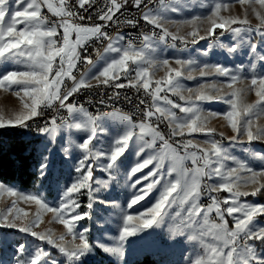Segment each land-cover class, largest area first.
<instances>
[{
	"label": "snow or ice",
	"instance_id": "snow-or-ice-1",
	"mask_svg": "<svg viewBox=\"0 0 264 264\" xmlns=\"http://www.w3.org/2000/svg\"><path fill=\"white\" fill-rule=\"evenodd\" d=\"M144 0H133V6L137 9L141 8ZM179 0H173V3L166 4L165 0H159L157 9H153L145 5V10L142 12L141 19L155 28L161 29V33L157 35L153 31L151 36L145 35V48L151 52H157V47L160 42L167 43V38L171 37L174 42L176 40L184 41L185 36L180 35L181 30L186 26H192L193 30L187 35L192 37V43L196 44L198 40H205L206 36L200 35L197 30V24H207L206 34L208 37H214L215 30L226 29L227 26L240 24L244 27L228 28L234 40L233 45H226L223 42L214 41L208 45L202 55L210 54L213 47L225 49L228 53H235L241 43L248 45L249 53L255 62L251 63L248 72L251 75L250 80L244 75L245 68L240 65L235 70L222 66L220 64L203 63L198 65V62L193 59L186 61L176 59L175 63L183 68L185 65L190 66L187 79L193 80L196 77L192 75L193 65L199 67V75L212 76L217 75L227 78L226 82L220 84L212 83L210 85L201 84L196 88L185 89L178 78L183 76L180 69L171 68L168 58H149L144 63H137L135 76L127 72V62L135 58L143 60V51H137L132 42L129 40L126 45H122L124 41L122 35H118L113 39L107 32L103 31L107 22L113 21L116 12L128 3V0H106L104 8L97 10V16L104 24L82 25L76 23L75 19L78 13L71 9L67 0H59L58 4H53L51 0H0V62L9 58H14L16 63L22 65L24 70L4 71L0 75V87L5 91L15 86V95L24 98H29L31 103L24 102L23 108L20 111L5 114L0 110V129L29 127L27 121L32 120L38 115H43L38 112L41 105L45 108H52L58 102L59 109H66L69 117L79 114L83 117L80 121L73 123H65L68 130L89 131L90 135L83 143L75 145L84 155L76 165V175L73 182L67 187L62 194L58 206L49 207L37 194L19 193L12 188H6L0 184V191H6L9 195L16 196L17 200L34 201L43 210L52 212L54 218L65 225L67 232L60 235H55L51 230L47 232L34 231L39 226L40 214L28 223H22L19 230L30 234L39 241H46L47 244L55 246L59 253L63 254L66 259V264H76L83 256L87 255L91 250V246L86 238L87 229L83 231H74L77 223L91 216V208L94 204L93 200V183L99 185L105 183L100 179L93 180V168L104 172L109 179H115V173L119 171L120 160L124 156L126 149L129 148V141L136 137V143L139 145L136 155L142 153L147 148H153L157 140L170 148L168 140L158 130L159 124L153 126L151 121L153 118L160 122L167 121L171 136H183L185 130L189 133H207L212 134L215 129L209 128L208 122L210 119L217 116L225 120L237 134L231 138L233 143H240L241 135L245 136L247 142L260 140L264 141V127H260L257 121L264 117V74H257L258 66L264 65V50H258V45L253 43L250 35L248 39H244L245 35L251 33H259L264 38V12L257 11L256 16L260 20L257 26L251 25L247 15L243 19L239 17L222 16L221 9L227 10L229 3L214 2L206 4L201 0L198 7H210L213 10L210 15L203 18L196 15L193 19L169 20L165 13L171 11L180 13L190 11L189 8H177L175 3ZM241 5L250 3L251 5L258 4L261 9H264V0H236ZM22 7L21 5L25 4ZM78 6L81 9L85 5L91 7L95 0H77ZM42 6L55 16L59 17V21L49 25L47 18L41 15ZM255 11V9H253ZM7 17V19H6ZM79 20H84L83 16L78 17ZM91 19V17H89ZM131 27H135L136 20H126ZM171 23L176 32H170L166 24ZM24 25L22 30H18V25ZM58 29L63 30L60 46L55 38L58 34ZM72 33H76V39H71ZM243 34V35H242ZM92 38L107 39L109 43L104 49L105 53H116V58L108 59L105 55H101L100 59L105 61L104 66L97 74L89 72L82 73L77 79L73 75V69L76 67L81 56L78 48H82L86 42ZM175 46L174 44L172 45ZM6 53L8 55H6ZM59 57L57 62L56 58ZM85 62L95 67L93 61L85 59ZM149 68L158 70L163 68L168 73L165 79L155 80L156 87L152 90V104L146 108L143 115L144 120L139 123L133 122L132 118L127 115H120L119 119L126 125V131L115 139L111 148L107 151L98 150L93 147V141L104 132L100 126V116H93L83 106L77 107L73 103H66L71 97L82 88H90L93 86L92 81L98 84L107 85L110 80H119L121 72L125 77L134 83L132 87H143L149 89L151 81ZM174 73V75H172ZM155 75V71L152 72ZM51 77V78H50ZM72 81L71 87L64 86L65 79ZM104 78V79H101ZM143 82V83H141ZM163 85V87H162ZM126 85L116 83L114 87L124 88ZM63 87V92H62ZM225 88L228 91H225ZM175 93L180 100L186 102V106L174 103L169 99L168 95H161L165 90ZM211 89V92L206 91ZM185 91L187 95H185ZM255 92L258 98L254 103H247L246 96L249 92ZM23 93V95H21ZM117 95H119L117 93ZM205 101H220L226 104L228 110L223 113L214 111H205L197 102ZM144 103L143 100L140 101ZM174 108L180 109L184 114L183 117H178ZM117 113H110V117H115ZM52 127H39L37 130L46 134L52 141L60 129L57 124V117H53L50 121ZM139 129L137 132L136 130ZM223 133L220 136L223 137ZM145 136H150L151 141L145 140ZM204 144H210V148H202L200 144L194 143L192 140L182 142L184 155L181 156L177 149L170 148V151L159 155H152L145 158L143 162H137L132 166L130 172L135 174L142 169L155 164L156 171L150 169L149 173L143 178H138L131 184L133 189L136 184L141 183V179H148L149 176L154 177L147 184L146 188H141L136 191L134 198L130 200L129 208L136 205L138 202L145 199V196L150 194L153 188L161 185V191L153 207L148 208L147 216H133L127 214L124 219L122 234L119 237L120 241H124L126 237L134 235L137 231L146 229L155 223H158L164 216L168 215V209L179 202L183 207L185 204H190V208L186 216L182 217L180 211L175 213V218L179 223L177 227L181 229L177 234H183V230H189L188 239L191 241H199L200 246L204 251L203 256L196 259V264H264V226L254 223V218L264 215V204L242 202L241 197L249 195L256 196L264 189V171H255L248 163L232 155L229 148L223 146L216 140H205ZM194 149L189 151V149ZM66 155H70L71 146L66 144L64 149ZM248 153L249 150L245 149ZM91 158V162H90ZM171 160V167L164 170L165 159ZM249 160H258L264 166V154H257L254 151L248 156ZM120 160V164L117 161ZM190 160L193 168L184 167V161ZM103 161V162H102ZM227 161H232L234 167H229ZM202 162V165H201ZM47 162L40 165L41 176L46 174ZM175 174V179L172 177ZM209 180H217V183L202 184L203 178ZM167 178V179H166ZM163 181V183H162ZM251 188L249 191L248 189ZM87 190L89 202L85 206L88 211H78L81 208L78 202V194L81 190ZM221 190L229 193V197L221 200L212 193H218ZM76 194V195H74ZM203 195H207L211 201L206 207L200 205L199 201ZM16 201L13 202L15 206ZM227 205L223 207L221 205ZM12 212L9 208L8 212H0V226L7 228H17V220H22V217L17 213L8 219V214ZM203 212V222L208 223L209 214L215 212L220 223H213L210 228H200L198 231L193 228L196 224V217ZM69 213L74 214L71 219L66 217ZM26 215V214H25ZM230 217L233 222V227H229L228 219ZM135 221L136 223H133ZM67 235L72 236L71 241H66ZM79 239V243H77ZM251 241H260L261 250L258 251L255 243ZM104 248L109 254L123 255L122 247H109L99 245ZM20 256L15 258V264H38L42 257L45 258L44 264H59V262L51 257V254L45 251L42 247H38L32 256L25 254V249L21 246L18 249ZM23 257V258H21ZM191 264V261H190Z\"/></svg>",
	"mask_w": 264,
	"mask_h": 264
},
{
	"label": "rangeland",
	"instance_id": "rangeland-1",
	"mask_svg": "<svg viewBox=\"0 0 264 264\" xmlns=\"http://www.w3.org/2000/svg\"><path fill=\"white\" fill-rule=\"evenodd\" d=\"M51 2L53 4H58L59 0H51ZM200 2L201 0H179L178 3H175V6L177 8L187 9L189 8V6H191V10L183 11L180 13L167 11L165 13L166 18L169 20L179 21L183 19H193L196 15H200L202 18L206 15H210L213 9L210 7H198L197 5ZM203 2H205L206 4H212L214 0H203ZM215 2H224V0H215ZM226 2H228L230 6L227 10H224L223 8L221 9L220 14L222 16L239 17L243 19L245 15H247V18L249 19L251 25L257 26L260 24V20L256 16V12H264V9H261L258 4L254 6L250 3L241 5L236 2V0H226ZM11 3L12 0H10V5ZM171 3H173V0L169 4ZM23 6H26V3L21 5V10ZM44 7L47 9L46 6ZM44 7L42 6L41 8L42 16ZM253 9H255V11ZM47 23L50 25L49 21H47ZM165 26L169 28L170 32H176V28L171 23L166 24ZM23 27L24 25L21 24L17 26V29L22 30ZM234 27L244 26L240 24H234L231 26H227L226 29L217 28L215 30L214 37H208L206 34L208 25L198 23L197 30L199 31L200 35L206 36V39L198 40L196 44H193L191 42L192 37L187 35L190 31L193 30V27L186 26L179 33L180 35L186 37L184 41L176 40L173 42L171 40V37H168L167 43L160 42L158 45H156L157 52L153 53L147 48H143L144 51L142 55L144 59L141 60L139 58H135L136 62H133V60H129L127 62V66L129 63H135L136 65L137 63H144L149 58H168L171 68L180 69L183 72V76L178 79L185 89L196 88L201 84H220L222 82H226L227 78L217 75L201 77L199 75V67L197 65H193L191 66L193 69L192 75H194L196 78L193 80H189L187 79V75L190 66L185 65L183 68H181L180 65L175 63L176 59H181L184 61L193 59L198 62V65H202L203 63H208L210 65L220 64L233 70H235L237 66L242 65L245 68L244 75L250 80L251 75L248 72V69L250 64L255 61L251 57V54L248 50V45L246 43H241L239 49L235 53L230 54L225 49H220L214 46L209 55H202V53L207 50L208 45L210 43H214V41L223 42L224 44L230 46L233 45L235 42L228 28ZM156 29L161 33V29ZM249 35L252 42L259 46L258 50H264V38H262L259 33L254 32L245 35L244 39H248ZM55 38L57 39V36ZM71 39L73 41L76 39V33H72ZM170 41H172L173 43L169 45L168 43ZM179 41L184 42V44L190 45L181 48L177 44ZM121 44L123 45L122 42ZM173 44L175 45L174 47L172 46ZM78 51L80 52V56L82 59L83 57L81 48H78ZM6 55L8 54L6 53ZM101 55H105L108 59L117 57L116 53H105L104 51ZM100 56H98L95 60H92L93 64L96 65L95 67L90 65L88 69L84 72H81V74L89 72V69H91V74H97L102 69L105 63V61L100 59ZM79 63L80 61L77 62L76 67L73 70H76L78 68ZM17 69L24 70V67L16 63L14 58H9L3 62H0V75H3L4 71H12ZM153 71H155L154 76L152 75ZM257 74H264V65L258 66ZM149 75L151 83H154L155 80L165 79L168 73L163 68H160L158 70L150 69ZM172 75H174V73ZM92 83L97 82L92 81ZM15 90V86L8 89L7 91H5L3 87H0V110H3L6 115L20 111L23 108L24 102L31 103V100L29 98H24V100L22 101L21 97H18L14 94ZM206 91L211 92V89H206ZM225 91H228V89L225 88ZM166 94L174 103L186 106V102L180 100L179 96L175 95V93L166 90ZM21 95H23V93H21ZM185 95H187L186 91ZM245 99L247 103H254L258 98L253 91L249 92ZM197 103L205 111H214L217 113H223L228 110L229 107L220 101H198ZM42 106L43 105L40 106L38 112H41ZM173 111L176 112L178 117H183L184 115L178 108H174ZM100 117L101 119L99 121V124L104 129V132L99 135L96 140L93 141V147L98 150L107 151L111 148L115 139L123 135V133L127 129L126 125L120 121V115L118 113L115 117H110L109 114L102 115ZM39 118L40 115L33 118L32 120H36ZM82 119L83 117L77 114L76 116L70 117V120L67 123H73L77 120L80 121ZM30 121H27V123H29ZM257 124L260 127H264V117H261L257 121ZM59 125L60 129L54 141H52L46 134H40V137L42 139L37 149V172L39 175L36 178L34 186L30 189H23L17 184L13 183L7 184L0 181V184L4 185L6 188L10 187L19 193H35L42 200H44V202L47 203L49 207L58 206L59 201L62 198L63 191L67 187H69L74 180V177L76 175V165L84 155V153L80 149L75 147V145L78 143H83L90 135L89 131L87 130H68L65 127V123ZM207 126L209 128L215 129V132L209 135L207 133H189L187 130H185L183 136H171L168 126V134L163 135L165 139L168 140L170 148L177 149L181 156L184 155L183 147L176 146L172 142V139H178L185 136L186 138L184 139V141L192 140L194 143L200 144L202 148H210V144L203 143L206 139L210 141L216 140L223 146L229 148L232 155L248 163L249 166L252 167L255 171H264V166H262L258 160L248 159V156L252 151L257 154H264V141L256 140L249 143L247 142L246 137L241 135V142L233 143L231 138L233 136H236L237 134L232 130L231 126L219 116L210 119ZM49 127L52 126L50 125ZM20 128L22 127L5 128L0 129V132H12ZM136 131L138 132L139 129H137ZM220 133L224 134L223 137L220 136ZM168 137H170V139ZM145 140L151 141V137L145 136ZM66 144L71 146L70 155L65 154L64 149L66 147ZM138 147L139 145L136 143V137L134 136L133 139L129 141V148L126 149L124 156L120 158V160H122V163L120 164V160L117 161V163L120 165L119 171L115 173V179H109L106 173L93 168V180L95 181L96 179H100L102 181H105V183L99 185L98 190H96L97 185L93 183L92 186L94 190V204L91 208V216L90 218H86L84 220L76 222L77 227L74 231L79 232L87 229L88 231L86 233V238L90 246L92 247L88 254L83 256L79 261L76 262V264H136L138 261H141L145 256L148 255L160 258L163 261V264H190V261L191 264H196V259L199 256L204 255V251L200 246L199 241H191L188 239V236L190 234L189 230H183L182 235L177 234L181 229L177 227L179 221L175 218V213L177 211H180L183 217L187 215V212L190 208V204H185L183 205V207H181L179 202L169 208L168 215L164 216L163 219L158 223H155L146 229L139 230L134 235L126 237L124 241H120L119 237L122 234L125 216L127 214L133 216H141L143 214L146 217L148 208L154 206L159 192L161 191V185L157 184L153 188L151 193L145 196L144 200L138 202L136 205H133L132 208H129L130 200L134 198V196L136 195V191L141 188H146L147 184L154 177L149 176L148 179H141V183L136 184L135 189L131 187V184L134 183L138 178H143L146 174L149 173L150 169L152 171H156L155 164L157 163V161H153V164L135 174H132L130 172L131 167L135 166L137 162H143V160L145 158H148L149 156L159 155L164 152L170 151V148L166 147L160 140H157L153 148L145 147V150L142 153L136 155ZM245 149H248L249 152L246 153ZM193 150L194 149L191 148L189 149V151ZM45 158L48 167L46 174L41 176L40 165L41 163L45 162ZM183 163L184 167L186 168L194 167L190 160H186ZM226 163L229 167L235 166L232 161H227ZM170 167L171 160L166 158L164 161V170L166 171ZM172 179H175V174L173 175ZM217 182V180H209L207 177H204L202 184ZM248 190L250 191L251 188H249ZM212 195L216 196L218 199L223 200L229 197L230 194L224 190H221L218 193H212ZM251 196L252 195L241 197V201L264 204V201L258 200L257 198H251ZM14 201H16L15 206H13ZM78 202L81 205V208L78 209V211H88V209L85 207L89 202L87 190H81V192L78 194ZM210 202L211 201L209 200L207 195H203L199 201L200 205L203 207H206ZM221 206L222 208L227 207V205L223 204ZM9 208L12 209V212L8 214V219H12L14 215L19 213V215L22 217V220L16 221L18 225L17 228H7L0 226V264H15V258L17 256H20V254L18 253V249L21 246L25 249V254L29 257L36 252L38 247H42L45 251L49 252L51 254V257L56 259L59 264H66V259L63 257V254L59 253L58 249L55 246L47 244L46 241H39L37 238L32 237L30 234L24 233L19 230V226L22 223L30 222L37 216V213H39L40 223L39 226L34 229V231L47 232L51 230L57 236L66 233L67 228L65 227V225L54 218V214L52 212L43 210L34 201L17 200L16 196L9 195L6 191H0V212L7 213ZM73 215L74 214L69 213L66 218L71 219ZM203 216L204 213L201 212L200 215L196 217V224L193 225V228L197 231L200 228H210L213 223H220V220L216 216L215 212L209 214L207 224H204ZM225 219H228L229 227L234 226L230 217L225 215ZM133 223L136 222L133 221ZM254 223L260 226H264V215L255 217ZM65 239L66 241H71L72 236L67 235ZM76 242L79 243V239H77ZM250 243H255L257 245L258 251L261 250L262 245L260 241H251ZM99 245L109 247H122V258L121 256L116 254H109L104 250L103 247ZM44 260L45 258L42 257L41 262H38V264H44Z\"/></svg>",
	"mask_w": 264,
	"mask_h": 264
},
{
	"label": "built area",
	"instance_id": "built-area-1",
	"mask_svg": "<svg viewBox=\"0 0 264 264\" xmlns=\"http://www.w3.org/2000/svg\"><path fill=\"white\" fill-rule=\"evenodd\" d=\"M172 0H165L166 4H169ZM120 2V0H118ZM106 0H95V3H92L91 7L85 5L84 9L79 8L77 0H68V5L72 10L78 13L77 18L75 19L76 23L82 25H93V24H104L105 22L100 21L97 16V10L104 8ZM145 5L153 9H157L159 6V0H144L140 9H137L133 6V0H128V3L125 4L120 11L116 12L113 21L107 22L106 27L103 28V31L107 32L110 37L115 39L118 35L124 37L122 41L123 45H126L130 40L134 48L139 51L142 48H145V41L143 37L145 35H152L153 31L160 34L153 25L148 24L147 22L141 19L142 12L145 10ZM43 16L47 18L50 25L59 21V18L55 17L49 10L44 9ZM79 16H83L84 20H79ZM91 17V19H89ZM136 20L137 24L135 27L129 26L125 23L126 20ZM63 34L62 29H58L57 41L58 46H60L61 36ZM109 41L107 39H96L93 38L86 42L81 48L82 59L80 60L77 70H73V75L80 78L81 72H84L90 66L85 62V59L95 60L100 56L104 49L107 47ZM170 41L168 44H172ZM178 46L184 48L190 44H184V42L179 41ZM57 62L59 57H57ZM137 65L135 63H129L127 66V72L132 76H135V69ZM151 68H149L150 70ZM116 83H122L126 86L124 88H116L114 85ZM131 83L122 73L119 80H110L107 85L105 84H93L92 87L82 88L79 92L75 93L73 97L69 99L66 103H73L77 107L83 106L88 112L96 115H107L110 113H118L120 115L130 116L135 123H139L144 120V111L146 108L150 107L152 104L151 93L152 90L156 87L155 82L150 84L149 89L145 90L143 87L137 86L132 87ZM72 81L68 78L65 79V86L71 87ZM163 87V85H162ZM167 90V89H166ZM165 92H162L161 95H165ZM63 92V90H62ZM117 93L119 95H117ZM143 100L144 103L141 104L140 101ZM41 112L43 115H40L42 122H39L37 125H34L35 129L43 127L47 124L50 126L51 119L57 117V124L66 123L70 120L69 114L66 109H59L58 102H56L52 108L42 107ZM38 119V120H39ZM153 126L159 124V131L162 134L168 132L167 121L157 122L154 118L151 121ZM52 126V125H51Z\"/></svg>",
	"mask_w": 264,
	"mask_h": 264
},
{
	"label": "trees",
	"instance_id": "trees-1",
	"mask_svg": "<svg viewBox=\"0 0 264 264\" xmlns=\"http://www.w3.org/2000/svg\"><path fill=\"white\" fill-rule=\"evenodd\" d=\"M43 107V106H42ZM42 122L41 119L30 121L29 127H22L12 132H0V181L7 184H17L23 189H30L34 186L38 177V145L41 137L34 125ZM42 127V126H41ZM186 137L172 139V142L182 147ZM220 139V138H219ZM264 147V144H263ZM264 201V189L256 196ZM136 264H163L160 258L145 256Z\"/></svg>",
	"mask_w": 264,
	"mask_h": 264
},
{
	"label": "crops",
	"instance_id": "crops-1",
	"mask_svg": "<svg viewBox=\"0 0 264 264\" xmlns=\"http://www.w3.org/2000/svg\"><path fill=\"white\" fill-rule=\"evenodd\" d=\"M92 84H94V83H92Z\"/></svg>",
	"mask_w": 264,
	"mask_h": 264
}]
</instances>
